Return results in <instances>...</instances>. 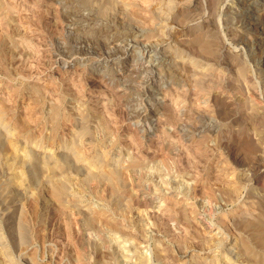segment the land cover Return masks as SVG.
<instances>
[{
	"label": "rangeland",
	"instance_id": "obj_1",
	"mask_svg": "<svg viewBox=\"0 0 264 264\" xmlns=\"http://www.w3.org/2000/svg\"><path fill=\"white\" fill-rule=\"evenodd\" d=\"M0 2L14 15L8 37L0 30V129L6 132L0 137V264H105L101 234L129 253L118 264H138V252L148 264H263L264 249L254 245L257 236L244 224L264 211V169L263 182L250 172L257 163L264 167V0ZM163 4L185 18L166 21L170 9L166 13ZM257 18L258 35L245 40L253 30L250 19ZM242 33L249 35L241 38ZM201 34L214 39L218 56L212 61L195 52L194 39ZM251 40L257 49H250ZM204 68L215 70L214 77H201L197 69ZM197 82L214 89L202 92ZM57 107L62 115L51 120ZM101 119L106 136L99 132ZM14 144L19 155L33 149L49 164L26 167L18 161L11 169ZM63 144L94 176L67 162L63 172L50 169ZM133 167L144 175L139 189L131 179ZM58 179L67 186L62 203L54 197ZM231 182L239 187L233 198L225 188ZM136 190L152 206L136 205L130 197ZM173 201L187 206L191 223L170 211ZM85 207L93 211V227L84 231L79 211ZM99 210L116 216L130 234L115 236L95 223ZM245 241L253 243L257 259L243 256Z\"/></svg>",
	"mask_w": 264,
	"mask_h": 264
},
{
	"label": "bare ground",
	"instance_id": "obj_2",
	"mask_svg": "<svg viewBox=\"0 0 264 264\" xmlns=\"http://www.w3.org/2000/svg\"><path fill=\"white\" fill-rule=\"evenodd\" d=\"M80 1V0H79ZM174 1V0H173ZM242 1V0H241ZM252 1V0H251ZM169 2V1H168ZM214 2V1H213ZM255 2V1H254ZM150 2H148V4H149ZM167 3V2H166ZM5 4V3H4ZM171 4V3H170ZM170 4H167V6L165 5L164 6V4H163V6H162V9H165V12L166 11H168L169 9H170ZM253 4H255V3H253ZM252 4V5H253ZM260 4V3H259ZM263 4V3H262ZM251 5V6H252ZM256 5V4H255ZM213 6V5H212ZM247 6V5H246ZM257 6V5H256ZM255 6V8H253L255 11H257L256 9H257V7H259V6H257L256 7ZM264 6V5H263ZM73 7V6H72ZM78 7V6H77ZM146 7V6H145ZM156 7V6H155ZM254 7V6H253ZM10 8V7H9ZM248 8H250V7H248ZM13 10L15 9V8H12ZM72 9V8H71ZM146 9V8H145ZM161 9V8H160ZM260 9V8H259ZM67 10V9H66ZM125 10H126V8H125ZM150 10V9H149ZM158 10V9H157ZM157 10H156V12H157ZM171 10H172V7H171V9H170V11H168L169 13V15H167L166 14V17H165V20L166 21H171V22H174V21H178V19L181 17V12L180 13H172L171 12ZM249 10V9H248ZM264 10V9H263ZM11 11V10H10ZM9 10H8V8L7 7H5L1 2H0V30H2V31H4V32H1V33H3V35H5V37L4 38H6V37H8V32H7V29H8V27L10 26V25H13V23H14V15H12L11 14V12H10ZM237 11V10H236ZM254 11V12H255ZM70 12V11H69ZM74 12V11H73ZM83 12V11H82ZM92 12V11H91ZM163 12V11H162ZM174 12V11H173ZM178 12V11H177ZM253 12V13H254ZM264 12V11H263ZM158 13H160V11H158ZM167 13V12H166ZM249 13V12H248ZM251 13V12H250ZM249 13V14H250ZM260 13V12H259ZM75 14V13H74ZM160 14H162V13H160ZM256 15H257V13H255ZM259 15V14H258ZM77 16V15H76ZM94 16V15H93ZM152 16V15H151ZM247 16H249V15H247ZM92 17V16H91ZM256 17V16H255ZM259 17H260V15H259ZM65 18H66V16H65ZM181 18H185V17H181ZM245 18H246V16H245ZM261 19H262V17H260ZM93 19V18H92ZM129 19V18H128ZM253 19V18H252ZM252 19H250V21H249V23L250 24H248V22L247 23H245V24H248L247 26H249V25H252V27H253V30L251 31L252 33H249L250 34V36H248L247 34H243L242 36H241V38H246L247 36V38L245 39V40H247V39H251V38H249V37H251V34L252 35H254L255 37H256V35H258V28H259V26L261 25V24H258L259 22H258V18L257 19H255L254 21L252 20ZM155 20V19H154ZM157 20V19H156ZM241 20V19H240ZM243 20V19H242ZM249 20V19H248ZM90 21V20H89ZM165 21V22H166ZM181 21H183V20H181ZM251 21H253V23L251 22ZM260 21V20H259ZM263 21H264V19H263ZM69 22V21H68ZM91 22V21H90ZM165 22H164V24H165ZM243 22H244V20H243ZM168 23V22H167ZM260 23H263V22H260ZM58 25H59V23H58ZM98 25V24H97ZM111 25V24H110ZM121 25V24H120ZM166 25V24H165ZM168 25V24H167ZM185 25H187V24H185ZM239 25V24H238ZM263 25V24H262ZM169 26V25H168ZM84 27H88V25H83V27L81 28L83 31L84 30H87V28H84ZM162 27V26H161ZM170 27V26H169ZM181 27V26H180ZM185 27V26H184ZM90 29H91V27H89ZM192 28V27H191ZM245 28H246V26H245ZM247 28H249V27H247ZM12 29V28H11ZM76 29V28H75ZM197 29V28H196ZM240 28H237L236 29V32H238L237 30H239ZM80 30V29H79ZM122 30V29H121ZM163 30H165V27H164V29ZM167 30V29H166ZM244 30V29H243ZM246 30V29H245ZM261 30H263V29H261ZM10 31V30H9ZM81 31V30H80ZM83 31H81V32H83ZM231 31V30H230ZM233 31V30H232ZM249 31V30H248ZM254 31V32H253ZM88 32H90L89 30H87V33ZM246 32V31H245ZM79 33V32H78ZM162 33V32H161ZM201 33V32H200ZM233 33V32H232ZM241 33V32H240ZM239 32L237 33L238 35L240 34ZM11 34V33H10ZM21 34H23V33H21ZM83 34V33H82ZM81 34V35H82ZM234 35H235V33H233ZM236 34V35H237ZM256 34V35H255ZM77 35V34H76ZM87 35V34H86ZM201 35H203V36H201ZM201 35H199V36H201V37H197L196 39H198V40H196V39H194L195 40V42H197V44L198 45H195V46H197V47H195L194 49H195V52L198 54V55H201V56H205L206 57V59H208V60H214L218 55H217V51H216V49H215V44H214V39L212 40L211 38L209 39L208 37H206L204 34H201ZM71 36V35H70ZM120 36V35H119ZM99 37V36H98ZM164 37V36H163ZM195 37V36H194ZM1 38V37H0ZM88 38V37H87ZM90 38V37H89ZM100 38H101V36H100ZM99 38V39H100ZM120 38V37H119ZM235 38H237V37H235ZM92 39V38H91ZM90 39V40H91ZM97 39V38H96ZM238 39V38H237ZM93 40H94V38H93ZM102 40V39H101ZM104 40V39H103ZM102 40V42H105V41H103ZM122 41V40H121ZM252 41V40H251ZM250 41V42H251ZM95 42V41H94ZM9 43V42H8ZM100 44H102V43H100ZM117 44V43H116ZM247 44H249V43H247ZM254 44V42L252 41L251 42V47H250V49L251 50H253V48L254 49H257V47H254V46H252ZM257 44V43H256ZM262 44V43H261ZM260 44V45H261ZM27 45V44H26ZM30 46V45H29ZM77 46V45H76ZM103 46V45H102ZM118 46V45H117ZM250 46V45H249ZM256 46V45H255ZM104 47V46H103ZM110 47V46H109ZM121 46H119V47H116L117 48V50H120V52H121V49L122 48H120ZM127 47V46H126ZM188 47V46H187ZM262 47V46H261ZM8 48V47H7ZM26 48V47H25ZM25 48H24V50H25ZM59 48H61L60 46H59ZM125 48V47H124ZM263 48H264V46H263ZM63 49V47L61 48V50ZM260 50L262 49V48H259ZM65 50V49H64ZM108 50V49H107ZM114 50H116V49H114ZM35 51V50H34ZM59 51V50H58ZM93 51V50H92ZM184 51V50H183ZM250 51V50H249ZM255 51V50H254ZM15 52V51H14ZM27 52V51H26ZM61 52H63V51H61ZM65 52V51H64ZM67 52V51H66ZM124 52V51H123ZM126 52V51H125ZM190 52H192V51H190ZM251 52V51H250ZM256 52H257V50H256ZM28 53V52H27ZM122 53V52H121ZM194 53V52H193ZM252 53V52H251ZM68 54V53H67ZM116 54H117V52H116ZM123 54V53H122ZM179 54V53H178ZM250 54V53H249ZM255 53H253V55H254ZM260 54V53H259ZM262 54V53H261ZM3 55V54H2ZM62 55V54H61ZM125 55H126V53H125ZM252 55V54H251ZM65 56V55H64ZM69 56V55H68ZM96 56V55H95ZM105 56V55H104ZM20 57V56H19ZM256 57V56H255ZM254 57V58H255ZM85 58V57H84ZM220 58V57H219ZM26 60V59H25ZM92 60V59H91ZM9 61V60H8ZM239 61V60H238ZM237 61V62H238ZM119 62V61H118ZM5 64V63H4ZM240 64V63H239ZM241 64H243V63H241ZM29 65V64H28ZM119 65V64H118ZM198 66V65H197ZM244 66V65H243ZM175 67V66H174ZM198 68H200L201 69V67H198ZM207 68V67H206ZM206 68H204V69H206ZM4 69V68H3ZM176 69V68H175ZM8 70V69H7ZM138 70V69H137ZM141 70V69H140ZM198 71H199V74L201 73L202 74V76L201 77H203V76H207V79H208V76H210L211 74L213 75V77H214V73H213V71H215V70H211L210 68H208V69H206L204 72H203V70L202 71H200L199 69H197ZM3 71V70H2ZM109 71V70H108ZM9 72V71H8ZM169 72V71H168ZM173 72V71H172ZM203 72V73H202ZM5 73V72H4ZM170 73V72H169ZM240 73V72H239ZM243 73V72H242ZM211 75V76H212ZM215 75H219V73H217V74H215ZM237 76V75H236ZM127 77H128V75L127 76H125L124 77V82L126 81V79H127ZM131 77V76H130ZM201 77H199V78H201ZM220 77V76H219ZM221 77H223V76H221ZM246 77H247V75H246ZM1 78V77H0ZM141 78V77H140ZM216 78H218V77H216ZM210 79V78H209ZM9 80V79H8ZM211 80H214V78L213 79H211ZM211 80H208L207 82H209V81H211ZM251 80V79H250ZM2 81V80H1ZM6 81V80H5ZM205 81V79L203 80V82ZM202 82V83H203ZM212 82V81H211ZM216 82V81H215ZM215 82H212L213 84L215 83ZM223 82V81H222ZM25 83V82H24ZM128 83V82H127ZM124 84V83H123ZM216 84V83H215ZM214 84V85H215ZM195 85H197L198 86V88L199 89H201V91L203 92V91H206L207 89L211 92V90L209 89V88H211L212 87V84H211V87H210V85H208V86H202V84H201V82H197ZM128 89V88H127ZM211 89H214V88H211ZM238 90H239V88H238ZM16 91V90H15ZM209 91H207V93L209 92ZM129 92V91H128ZM215 92V90L213 91V93ZM127 93V92H126ZM19 94V93H18ZM11 95V94H10ZM215 96H213L214 98H215V100L218 98V94H214ZM128 96V95H127ZM125 98V97H124ZM37 100V99H36ZM40 101V100H39ZM124 101H126V100H124ZM38 102V101H37ZM215 103V102H214ZM76 104V103H75ZM71 105V104H70ZM233 106V105H232ZM82 108V107H81ZM42 109V108H41ZM248 109V108H247ZM84 110V109H83ZM80 111V109H79V112L77 113V114H79L80 116H81V118L83 117L84 118V111ZM250 110V109H249ZM50 111V110H49ZM239 111H240V109H239ZM252 111V110H251ZM251 111H249V112H251ZM59 112H61L60 111V108L59 107H57V108H54V111H53V113L51 114V116H50V118H51V120H54L53 118H57L58 117V115L59 114H61L62 115V113H59ZM64 112V111H63ZM86 112V111H85ZM50 113V112H49ZM65 113V112H64ZM251 114V113H250ZM133 115H135V114H133ZM246 115V114H245ZM254 115V114H253ZM60 116V115H59ZM76 116V115H75ZM248 116V115H247ZM101 117V116H100ZM39 118V117H38ZM1 119V118H0ZM63 119H64V121L65 122H67V121H70L71 120V117L69 116V115H67V114H65L64 116H63ZM256 119V118H255ZM262 119V118H261ZM34 120V119H33ZM56 120V119H55ZM83 120V119H82ZM87 121V120H86ZM262 121V120H261ZM50 122V121H49ZM84 122V121H83ZM256 122V121H255ZM51 123V122H50ZM104 122L102 121V119H101V124L98 126V128H100L101 130H99V132H103V134L104 133H106V131H105V129H104V124H103ZM253 124V123H252ZM22 125V124H21ZM108 125V124H107ZM235 126H236V124H235ZM238 126V125H237ZM71 128V127H70ZM80 128V127H79ZM84 128H85V126H84ZM98 128H97V130H98ZM83 129V128H82ZM209 129H211V128H209ZM258 129V128H257ZM18 130V129H17ZM79 130V129H78ZM110 130V129H109ZM260 130V129H259ZM12 131V130H11ZM16 131V130H15ZM79 131H81V130H79ZM108 131V130H107ZM111 131V130H110ZM110 131H109V133H110ZM254 131H255V129H254ZM254 131H252V132H254ZM3 132H5L4 130H2V129H0V137H6V132L5 133H3ZM82 132V131H81ZM250 132V131H249ZM262 132V131H261ZM14 133V132H13ZM79 133V132H78ZM87 133V132H86ZM85 133V134H86ZM108 133V132H107ZM227 133V132H226ZM235 133V132H234ZM97 134V133H96ZM12 135V134H11ZM15 135V134H14ZM73 135V134H72ZM77 135V134H76ZM79 135V134H78ZM93 135V134H92ZM98 135V134H97ZM105 135V134H104ZM75 136V135H74ZM83 136V135H82ZM106 136V135H105ZM80 137V136H79ZM84 137V136H83ZM86 137V136H85ZM91 138H92V136H90ZM76 138V137H75ZM81 139V138H80ZM95 139V138H94ZM3 140V139H2ZM258 140V139H257ZM260 140V139H259ZM264 140V139H263ZM109 141V140H108ZM222 141V140H221ZM245 141V140H244ZM251 141V140H250ZM84 142V141H83ZM240 142V141H239ZM70 143V142H69ZM7 144V143H6ZM223 144V143H222ZM253 144V143H252ZM263 144V143H262ZM172 145V144H171ZM171 145H169V146H171ZM245 145V144H244ZM76 146V145H75ZM74 146V147H75ZM91 146V145H90ZM99 146V145H98ZM13 149L16 151V150H18V148H17V146H16V144H14L13 145ZM73 147V146H72ZM73 147V148H74ZM253 147V146H252ZM257 147V146H256ZM167 148H168V146H167ZM235 148V147H234ZM258 148V147H257ZM8 149V148H7ZM238 148H236L235 150H237ZM25 150V149H24ZM70 150V147H68L66 144H63V146L60 148V150H59V154L56 156V157H54V160L52 159V161H51V163L52 164H50L51 166H52V168H50L51 170L52 169H54V170H61L62 169V172H63V169H64V163H66L67 162V164L69 163V165H70V163L72 164V166L71 167H73L76 171H81L82 173L83 172H86L88 169H87V167H86V164L84 165V163H82V161L77 157L78 155H74L73 153L72 154H70L68 151ZM168 150V149H167ZM67 151V152H66ZM239 151V150H238ZM259 151V150H258ZM264 151V150H263ZM24 152V154L23 155H19V153L16 151L14 154H15V156L13 157V162H11L10 163V167H11V169H13V166H14V164H15V162H18V161H20L21 163H22V165L24 166H26V164H29V163H34V164H36L34 161H37V162H39V163H37V164H42L41 166H47L48 164H49V159L47 160L46 158H40L39 157V155H36V153H35V151L33 150V149H29V150H25V151H23ZM168 152V151H167ZM253 152V151H252ZM250 153V152H249ZM79 154V153H78ZM127 154V153H126ZM166 154V153H165ZM168 154V153H167ZM234 154V153H233ZM239 154V153H238ZM257 154H259V153H257ZM48 155V154H47ZM261 155V154H260ZM241 156V155H240ZM259 156V155H258ZM46 157V156H45ZM260 157V159L263 157H261V156H259ZM246 158V157H245ZM260 159H258V160H260ZM96 160V159H95ZM100 160H101V158H100ZM105 160V159H104ZM126 160V159H125ZM263 160V159H262ZM97 161V160H96ZM96 161L94 162V164L93 165H91V166H95V163H96ZM113 161H115V160H113ZM106 163V162H105ZM133 163V162H132ZM135 163V162H134ZM36 164V165H37ZM228 164V163H227ZM98 166V165H97ZM27 167V166H26ZM37 167V166H36ZM129 167V166H128ZM262 165L259 163H257L256 165H254V167L252 168V170L250 171L251 172V177L255 180V182H260V181H262L263 182V180H261L262 179V175H263V173H262V169H264V167H262ZM121 168V167H120ZM126 168V167H125ZM136 168V169H135ZM138 168H140V170L141 169H143L142 168V166H141V164L138 166ZM21 169V168H20ZM134 169V170H133ZM39 170V169H38ZM41 170V169H40ZM53 170V171H54ZM93 170V169H92ZM92 170L91 169H89L88 170V175L89 176H92L94 173H96L95 172V170H93L94 172H92ZM118 170V169H117ZM126 170H127V168H126ZM135 170H138L137 169V167H133L132 169H130V175H131V179H132V181H133V185L135 186V187H139L140 188V186H141V184H142V180L144 179V175H142V172H141V176L139 177V175L137 176L136 174H135ZM70 171V170H69ZM97 171V170H96ZM125 171V170H124ZM38 172V171H37ZM50 172V171H49ZM118 172V171H117ZM146 172V171H145ZM243 172V171H242ZM32 173H33V171H32ZM46 173V172H45ZM78 173V172H77ZM111 173V172H110ZM53 174H55V172L53 173ZM86 174V175H87ZM119 174V173H118ZM118 174H116V175H118ZM123 174V173H122ZM127 174V173H126ZM56 175V174H55ZM58 175V174H57ZM62 175V174H61ZM80 175V174H79ZM106 175V174H105ZM82 176V175H81ZM94 176V175H93ZM97 176H99V175H97ZM249 176V175H248ZM35 177H36V175H35ZM55 177V176H54ZM69 177V176H68ZM76 177V176H75ZM105 177V176H104ZM110 177H112V176H110ZM143 177V178H142ZM146 177V176H145ZM72 178V177H71ZM107 178V177H106ZM116 178V177H115ZM122 178V177H121ZM128 178V177H127ZM130 178V177H129ZM244 178V177H243ZM250 178V177H249ZM19 179H23V180H25V178H22V176H20L19 177ZM18 179V180H19ZM48 179V178H47ZM56 179H57V177H56ZM72 179H74V178H72ZM71 179V180H72ZM76 179H77V177H76ZM83 179V178H82ZM90 179H93V178H90ZM97 179V178H96ZM100 179V178H99ZM107 179H109V177L107 178ZM111 179V178H110ZM125 179V178H124ZM146 179V178H145ZM241 179H242V177H241ZM245 179V178H244ZM23 180H22V182H23ZM51 180V179H50ZM59 180V179H58ZM86 180H87V178H86ZM247 180V179H246ZM245 180V181H246ZM48 181H49V179H48ZM63 181V182H62ZM92 181V180H91ZM111 181V180H110ZM240 181V180H239ZM241 181H243L244 182V180L242 179ZM240 181V182H241ZM58 182V181H57ZM90 182V181H89ZM93 182V181H92ZM91 182V183H92ZM109 182V181H108ZM117 182H118V179H117ZM129 182V181H128ZM131 182V181H130ZM24 183V182H23ZM95 183V182H94ZM112 183V182H111ZM232 184H230V183H228V184H230V185H228V187H227V184H225L226 186H225V188H227V195H228V197H231V196H233V194L234 195H236V193H238L237 192V190H238V185L237 184H233L234 182H231ZM238 184H239V182H237ZM247 183V182H246ZM52 184V183H51ZM85 184V183H84ZM106 184H107V182H106ZM114 184V183H113ZM263 184V183H262ZM79 185V184H78ZM95 185V184H94ZM131 185V184H130ZM205 185V184H204ZM203 185V186H204ZM239 185H241V184H239ZM253 185V184H252ZM56 187H55V190H54V197L58 200V201H60L61 203H62V201L64 200V198L67 196V186H66V183H65V181L64 180H59V183H56V185H55ZM72 186V185H71ZM114 186V185H113ZM206 186V185H205ZM26 187V186H25ZM24 187V188H25ZM97 187V186H96ZM119 187V186H118ZM121 187V186H120ZM119 187V188H120ZM129 187V186H128ZM128 187H127V190H128ZM207 187V186H206ZM205 187V188H206ZM69 188V187H68ZM85 188V187H84ZM110 188H111V186H110ZM138 188V189H139ZM243 188V187H242ZM33 189V188H32ZM115 189H116V187H115ZM123 189V188H122ZM208 189H209V187H208ZM245 189V188H244ZM247 189V188H246ZM16 190V189H15ZM51 190V189H50ZM93 190V189H92ZM112 190V189H111ZM114 190V189H113ZM126 190V191H127ZM134 190V189H133ZM20 191V190H19ZM103 191H107L106 190V188L103 190ZM132 191V190H131ZM135 191V190H134ZM133 191V192H134ZM225 191V192H226ZM51 192V191H50ZM114 192V191H113ZM117 192V191H116ZM115 192V193H116ZM255 192V191H254ZM67 193V194H66ZM102 194H103V192H101ZM145 193V192H144ZM109 194H110V192H109ZM114 194V193H113ZM119 194H121V193H119ZM175 194V193H174ZM66 195V196H65ZM104 195V194H103ZM152 195V194H151ZM256 195V194H255ZM75 196V195H74ZM73 196V197H74ZM109 196V195H108ZM127 196V195H126ZM177 196V195H176ZM254 196V195H253ZM258 196V195H257ZM78 197V196H77ZM130 197H131V199L133 200V202L136 204V205H139V206H147V205H150V204H153L152 203V200H149V199H147L143 194H141L140 193V190H136V193H132L131 195H130ZM151 197V196H150ZM171 197V196H170ZM247 197V196H246ZM16 198V197H15ZM53 198V197H52ZM172 198V197H171ZM227 198V197H226ZM231 198H233V197H231ZM55 199V200H56ZM79 199V198H78ZM174 198H172V200H173ZM177 199V198H176ZM184 199V198H183ZM183 199H182V202H183ZM186 199V198H185ZM47 200V199H46ZM50 200V199H49ZM54 200V201H55ZM76 200H77V198H76ZM76 200H74V201H76ZM128 200H129V198H128ZM227 200H229V199H227ZM247 200V199H246ZM181 201V200H180ZM185 201V200H184ZM239 201V200H238ZM44 202V201H43ZM59 202V203H60ZM155 202V201H154ZM174 202V201H173ZM172 202V203H173ZM233 202V201H232ZM255 202V201H254ZM58 203V204H59ZM130 203H131V201H130ZM168 203V202H167ZM171 203V202H170ZM168 204V206L170 207V211H172V213H175V215H176V217L179 219V220H181V221H183V222H185V224L187 223V222H189V223H191L190 221H191V219H190V217L189 216H191V215H189L190 214V212L188 211V208H187V206L185 207V206H181V204H180V206H178L179 205V203L180 202H174L173 204L171 203V204ZM237 203V202H236ZM183 204V203H182ZM184 204H185V202H184ZM102 205V204H101ZM159 205V204H158ZM167 205V204H166ZM194 205V204H193ZM239 205V204H238ZM243 205V204H242ZM248 205V204H247ZM252 205V207L254 208V206H256L254 203H252L251 204ZM80 206V205H79ZM104 206V205H103ZM128 206V205H127ZM150 206H152V205H150ZM240 206V205H239ZM62 207H63V205H62ZM61 207V208H62ZM70 207V206H69ZM68 207V208H69ZM73 207H74V205H73ZM78 207V206H77ZM77 207H74V209L75 208H77ZM81 207H82V205H81ZM107 207V206H106ZM243 207H245V206H243ZM60 208V207H59ZM65 208V207H64ZM63 208V209H64ZM72 208V207H71ZM80 208V207H79ZM87 207H85V208H81L80 209V213H81V215L83 216L81 219H82V223H84L86 226H83L82 225V223H81V226H82V230H84L85 228H87V226L89 227L90 226V222L93 220L92 218L93 217H91L90 215H91V213L93 212H91V211H89L90 209H86ZM124 208H126V207H124ZM155 208V207H154ZM242 207H240L239 209H241ZM246 208V207H245ZM99 209V208H98ZM104 209V208H103ZM115 209V208H114ZM121 209V208H120ZM126 209H128V207L126 208ZM132 209V208H131ZM157 209H159V208H157ZM168 209V208H167ZM192 209V208H191ZM236 209V208H235ZM238 209V210H239ZM247 209V208H246ZM258 209V208H257ZM197 210V209H196ZM238 210H236L235 211V213H237L238 212ZM244 210V209H243ZM253 210V209H252ZM255 210V209H254ZM259 210V209H258ZM122 211V210H121ZM126 211V210H125ZM128 211V210H127ZM126 211V212H127ZM245 211V210H244ZM247 211V210H246ZM233 212V211H232ZM239 212H241V211H239ZM243 212V211H242ZM251 212V211H250ZM72 213V212H71ZM95 213V212H94ZM112 213V212H111ZM124 213V212H123ZM247 213V212H246ZM37 214V213H36ZM118 215H120V214H118ZM202 215V214H201ZM200 215V216H201ZM262 215V216H261ZM243 216V215H242ZM70 217H71V215H70ZM225 217V216H224ZM256 219H252V220H249L248 218V220L245 222V228H249V231H253L255 234H256V236H257V239H258V244H254V245H258V246H260L261 248H263L264 249V211H262V213H260V215H257L256 217H255ZM79 219V218H78ZM94 222L97 220V221H99L101 224H102V226L104 225L108 230H109V232H111L113 235L115 234V236H116V234H121L122 236H125V237H127L129 234H130V231H129V229L127 228V226H125V225H123L119 220H118V218H116V216H114L113 214H110L109 212H106V211H98L96 214H94ZM139 219V218H138ZM171 219V218H170ZM173 219V218H172ZM72 220V219H71ZM73 220H74V218H73ZM72 220V221H73ZM143 220V219H142ZM175 220V219H174ZM79 221H81V220H79ZM124 221V220H123ZM132 221V220H131ZM225 221V220H224ZM75 222V221H74ZM143 222V221H142ZM242 222V221H241ZM241 222H239V223H241ZM96 223V222H95ZM99 223V224H100ZM128 223H130V222H128ZM135 223V222H134ZM92 224H93V222H92ZM98 224V225H99ZM127 224V223H126ZM142 224H144V223H142ZM132 225V224H131ZM145 225V224H144ZM143 225V226H144ZM189 226H190V224H188ZM229 225V224H228ZM103 226V228H105ZM142 226V225H141ZM141 226H138V228L139 229H141L142 227ZM241 226V225H240ZM90 227H93V226H90ZM145 227V226H144ZM223 227V226H222ZM95 228H96V226H95ZM137 228V229H138ZM242 228V227H241ZM77 229V228H76ZM99 230H100V227L98 228ZM102 229V228H101ZM138 229V230H139ZM104 230V229H103ZM141 230H143V228L141 229ZM243 230H244V228H243ZM85 231V230H84ZM102 230H100V232L99 233H102L101 232ZM245 231V230H244ZM77 232V231H76ZM105 232V231H104ZM142 232V231H141ZM247 232H248V229H247ZM132 233V232H131ZM136 233V232H135ZM148 234V233H147ZM79 235V234H78ZM141 235V234H140ZM143 235V234H142ZM251 235H252V233H251ZM133 236V235H132ZM255 236V237H256ZM79 237V236H78ZM97 237H99V236H97ZM208 237V236H207ZM251 237V236H250ZM76 238V237H75ZM100 245L99 246H101V247H103V249L104 248H106L105 249V251L108 249V251H107V254H108V257H109V260L106 262V260L105 261H101V262H106L105 264H108V262L110 263H113V264H118V262L120 261V260H122V259H127V258H129L130 256L124 251L125 250V248H122L121 246H120V244L119 243H112L113 241H111V240H108L107 239V237H105V234H101L100 235ZM120 238V237H119ZM129 238V237H128ZM143 238V237H142ZM216 238V237H215ZM144 239H146V238H144ZM143 239V240H144ZM205 239V238H204ZM210 239V238H209ZM78 240V239H77ZM119 240V239H118ZM127 240V239H126ZM213 240H215V242H216V240H218V239H213ZM221 240V239H220ZM251 240V239H250ZM206 241H207V239H206ZM219 241V240H218ZM257 241V240H256ZM69 242V241H68ZM67 242V243H68ZM115 242V241H114ZM182 243V242H181ZM183 243H184V240H183ZM182 243V244H183ZM243 243V242H242ZM207 244V243H206ZM244 247H243V251H244V257H245V255H246V257L247 258H254V259H257L258 257H256L255 256V254H254V245H252L249 241H245L244 243ZM184 245V244H183ZM255 246V247H256ZM71 247V246H70ZM73 247V246H72ZM74 248V247H73ZM87 248V247H86ZM75 249V248H74ZM89 249V248H88ZM259 249V248H258ZM233 250V249H232ZM262 250V249H261ZM134 251V250H133ZM161 251V250H160ZM231 251V250H230ZM235 251V250H234ZM264 251V250H263ZM91 252V251H90ZM123 252H125L126 253V255L123 253ZM157 252V251H156ZM167 253V252H166ZM165 253V254H166ZM229 253H231V252H229ZM242 253V252H241ZM264 253V252H263ZM92 254V253H91ZM101 254V253H100ZM228 254V253H227ZM161 255V254H160ZM257 255V254H256ZM76 256V255H75ZM165 256V255H164ZM135 257V259L134 260H136L137 262H138V264H148V260H147V258H145V257H143L139 252H138V254L136 255V256H134ZM226 257V256H225ZM243 257V258H244ZM256 257V258H255ZM262 257H263V254H262ZM246 258V259H247ZM90 259V258H89ZM102 259V258H101ZM101 259H99V261L101 260ZM105 259V258H104ZM103 259V260H104ZM107 259V258H106ZM130 259V258H129ZM261 261L263 260V259H261V258H259ZM195 260H197V259H195ZM194 260V261H195ZM9 261V260H8ZM86 261V260H85ZM99 261H97V262H99ZM251 261V260H250ZM92 262V261H91ZM199 263H200V261H198ZM260 262V261H259ZM263 262V261H262ZM13 263V262H12ZM248 263V262H247ZM9 264V263H8ZM10 264H11V261H10ZM215 264V263H214ZM253 264H255V262L253 263ZM263 264H264V262H263Z\"/></svg>",
	"mask_w": 264,
	"mask_h": 264
}]
</instances>
